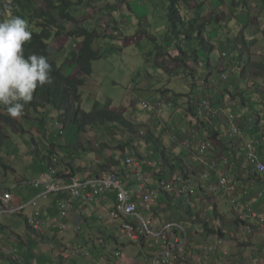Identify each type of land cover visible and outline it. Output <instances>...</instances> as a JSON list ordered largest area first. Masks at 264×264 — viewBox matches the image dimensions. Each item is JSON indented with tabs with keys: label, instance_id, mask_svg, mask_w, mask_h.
Instances as JSON below:
<instances>
[{
	"label": "crops",
	"instance_id": "0c3cea01",
	"mask_svg": "<svg viewBox=\"0 0 264 264\" xmlns=\"http://www.w3.org/2000/svg\"><path fill=\"white\" fill-rule=\"evenodd\" d=\"M136 1L139 5H135L134 1L132 3L127 1L128 4H130V6L128 5L129 11L125 12L127 15L124 13L117 16V25L123 26L128 15L136 17V15H138V8L147 6L145 1H150L149 3L152 6H150V8H152V10L149 11V16L150 19H154L157 14L155 12L157 11L155 7H158V2L161 1L164 3L163 0ZM229 1L230 0L226 1V3L228 4ZM210 4L214 5L212 8L213 10H215V6L222 5L216 4V0L211 1ZM192 6H195V3H192ZM204 9L205 8H203V10ZM242 17H246V27L249 23L252 24V26L250 25L247 29L238 31L235 29L233 31L235 35L240 33L241 38L239 43L237 45L235 44L237 49L234 48L229 57L227 56V58L224 59L223 54L229 50L232 51L233 48L230 46L233 44V41H227V39L222 36L223 33L220 31L221 29H217V25L213 22L210 27L211 41H209L214 45L215 51L211 54L213 60L211 61V65L208 64L209 57L205 55L201 49L198 51V56L199 59L204 61V63L200 60L198 65H195L190 62L191 60L187 61L189 64L187 65L188 67L184 66L186 75L185 80L191 78L194 81L196 88L181 82L178 76L174 75L173 72L171 75L168 73L169 80L184 87V91L174 90V83L169 82L168 84H164L158 81L156 79L157 74H162L165 69L158 65L156 61H153L156 59V57L154 58L153 56V54L156 55L155 50V52L150 55L153 59H149V69H146L147 71L144 73V85H147L146 88L145 86L144 88H141L142 84L139 81H133L135 84H132L135 86L138 85L137 87L139 90L145 92L148 97H143L142 100L137 101L134 96L129 102L124 103L126 105L125 107L120 109L122 105L121 107H116L109 97H104L102 99L100 94L87 97L85 94H82V107L84 109L92 110L98 105L109 106L113 110L120 111L130 122H132V124L136 123V125L144 126L147 132H157L155 136L152 134L147 136L149 140H134L133 144L127 146L125 152L122 147L119 150V146L112 145L109 147L108 149L117 148L118 152L115 153H118L117 157H119L120 162L114 163L112 158L107 156V154L95 157L90 151H84L83 149L73 147V140L76 139L74 136L69 137L67 141V149H60L58 145L60 144L59 139L55 140L54 135L48 134L47 132L49 131L47 130L42 131L44 127L41 123L36 121L37 119H41L40 117L42 114H40V116L31 115V120L28 121L27 124H24L26 127L29 126L33 130H28L29 132H33L35 135L37 134L35 132H38V135L31 137L32 142L29 140L30 137L23 136L22 144L21 141H18L21 144L19 149H16L11 144L9 145V142L11 140V134L15 135L20 133L12 132L8 127L4 128L2 133H6V138L3 137L0 139V190L5 189L13 193V199L8 206L9 208L13 209L22 207V210L15 213L10 212L9 210L11 209L0 210V264H152V253L157 251L159 247H156L150 242L130 244L129 240L127 241V238H123V235L120 233V222L125 219L120 218L119 220H111L109 218V213L112 211L116 203L115 190H108L103 194L95 195L88 203H84L77 199H69L68 194L64 191L45 195L43 192L45 191L44 187L46 185L42 184L39 187H35L33 182L40 178L44 180L49 179V171L53 168L52 160L49 159L50 161L43 162V157L54 150L53 156H56V152L60 153L62 171L66 169L65 171H70L79 177H84L90 173L104 172L103 175H108L114 172L125 181L127 189L132 187L137 188L139 182L135 176V168L134 166L125 164V160L128 157H138L136 156L137 151L143 156V158L140 157L142 158L140 159V169L144 173L149 174L150 188L157 189L161 176H168L166 172H169L170 175H172L169 167H167V169L161 174V170L164 167L158 154H155L157 151H154L157 148V146H155L156 141H161L168 146V148H166L167 154L170 153L176 155L171 157V163L175 165V167L180 166V168H174L176 169V172L174 173L175 175L180 173L182 168L187 165H193L198 169L196 174H191L187 178L192 188V194L198 196V194L195 193L199 192L200 189L205 190L204 182L201 181V178L206 171V167L202 166L198 159L200 144L201 142L208 140V137L212 136V132H219L223 137L226 136L229 125L219 119H214L211 125L207 124L206 118H211V116L206 112H200L195 107L193 108L190 106L192 112L188 113L185 111L186 100L184 101L183 99L185 98H182L181 95L186 96L189 92H196V95L199 96L209 94L210 97L214 98L213 105H215L216 109H220L230 114L233 113L240 117L253 115L260 120H263L264 118V0H250V12L244 14ZM104 20L106 19L104 18ZM126 22V24L132 23L127 20ZM140 22L142 21H139L138 24H140ZM138 24L136 23L137 30L136 28L133 30V36L138 37L139 34H146V37L150 36L147 31L142 30L139 32ZM140 25L145 26L144 22ZM108 26L110 25L107 23V25H104V28H107ZM126 26L130 29L129 25ZM154 27L161 34V37L156 40L162 44V41L165 40L164 38L166 37L165 31L167 26L157 27L154 25ZM213 29L217 31L214 34H212ZM104 32H106L105 29ZM101 35L104 36V38H102V42L104 43L105 37L110 36L111 33L106 32L103 34L101 33ZM232 37H234V35ZM138 41H140V38ZM133 42L135 41H132L131 39L127 41L128 45H131ZM67 44L69 45V43ZM54 46V50L57 53L53 55L54 58H50V60L54 62H56L55 60L60 61L61 64L58 65L59 67H62L64 74L72 76L78 75V70L74 65L75 61L70 60V65L66 63V60H63L66 56L63 55L61 57L60 53H58L56 43ZM165 52L168 53L167 51ZM170 54H172V57L179 55L177 51H170ZM231 61L233 65L229 66ZM238 61L241 62L240 65H238ZM195 66L200 76V80L196 82V78L189 77L188 73H186L187 68H193ZM202 67L206 69H200ZM228 69L231 70L232 76L229 84L223 85L220 81L219 75ZM95 70L96 63L93 64V73L88 77L87 83L81 90V93L89 85V80L95 76ZM175 77H177V80ZM138 78L140 77L138 76ZM164 85L165 87L161 88ZM234 88L239 89V95L232 96L230 94V92L234 94ZM104 100H106V102ZM169 102H172L173 105L168 106L167 103ZM144 103L150 104V107L145 108ZM158 104H160L159 107ZM177 107H179V109ZM158 108H161L160 112H158ZM199 119L202 121V124H199ZM190 126L191 128L197 129L196 138L193 139V156H190V152L182 149L180 145V138L182 139L185 136L190 129H188ZM111 132H117V130ZM258 132L259 130L251 132L250 134L249 130L246 133L245 141L250 142L255 139ZM30 135L31 134H29V136ZM137 136L138 135H136V137ZM209 140L216 144L215 139L211 138ZM5 142L11 148H9ZM225 142L227 147L225 156L235 158L237 166L232 172L228 170L224 163H219L217 173L211 175L212 178L208 181V184L215 185L220 176L229 174L232 179H235L236 182L238 181L237 195L235 197L236 202L232 203L231 200L226 198V194L221 191L217 194V198L213 203L212 208L214 210H212L213 213H211V215H222V217H225L226 220L230 221L229 225L231 226L232 231H238L242 227L238 233V237L243 238L248 235L250 236V234L245 231L246 227L255 225L254 222H250V206L254 204V201L250 199V191H247L246 193L245 189V184L250 182V174L247 171H240L241 164L244 162L245 158L243 141H233L229 139ZM36 143L39 144L40 147L37 148L35 146ZM37 149L38 151L41 149L39 154L35 153V150ZM177 150L178 153H176ZM80 151L84 152L83 154L86 158H83L79 154ZM122 154L124 155L122 156ZM179 154H182L181 157L183 159V162H180V165L174 160L178 159L177 155ZM208 154H210V157L208 156L209 158L214 155L212 153V147ZM22 155L25 156V158L28 156L31 157V163L29 161L26 162V165H29V168H31L27 173L13 170L11 168V163L5 160V157L7 156L6 159H11V161L16 163ZM87 158H90V162L87 161ZM96 159L99 161H96ZM146 160L158 161L161 166L158 168H150L147 166ZM87 164H91L90 167L94 168L92 172L77 170L87 168ZM10 170H12L13 173ZM199 175L201 178L195 180ZM261 187H264V182L261 184ZM169 196L172 198L170 202L166 199L165 195L160 194V200L153 206L155 219L156 215L164 217L167 207L172 209L177 203L185 202V200H182V202L179 201L181 200L179 198H184L185 196ZM135 201L139 202L140 199L136 198ZM64 203H70L73 207L63 216L59 209V204ZM141 204L142 201H140V205ZM257 209H259V206ZM36 211L40 213L39 219L45 222V225L39 230H35L29 225V219ZM173 212L174 213L172 214L180 219L181 216H179L175 210H173ZM241 216H245L246 220H242ZM222 217H220L221 220H223ZM210 221L211 223L213 222V220ZM243 239L242 243L248 241L245 240L246 238ZM109 242H112L113 244L115 243L113 255L107 254L106 247ZM218 245H220L219 241ZM133 246L138 247L136 253L134 255H126L125 252L128 251L130 247L134 248ZM255 249L256 252H253L252 257L250 258V243L246 245L240 244L236 249L231 250L232 253H236L237 256H234L229 260L224 257L225 254H221L219 250H217L211 255L208 264H251L253 262L257 263L259 260L264 262V259H260L259 253L257 252L261 249ZM240 251L243 253V256L239 255ZM117 253H120V255H117Z\"/></svg>",
	"mask_w": 264,
	"mask_h": 264
},
{
	"label": "rangeland",
	"instance_id": "374dc122",
	"mask_svg": "<svg viewBox=\"0 0 264 264\" xmlns=\"http://www.w3.org/2000/svg\"><path fill=\"white\" fill-rule=\"evenodd\" d=\"M127 1L129 3H132L134 1L135 5H139L136 0H122L121 2L118 3V6L116 9H114V8L103 9L101 11H98L97 13H95L92 9H90L88 7H84V6H80V5L76 6L75 10L73 11V14L77 17V20H79L78 25H74V24L68 25L66 32L67 33L72 32L73 30L76 29L77 26H81L84 28H88L90 26H95V29H97L102 34L106 33V32L110 33V30L116 28V25L114 23L117 20V16L124 14L125 12L129 11L128 8L126 7V5L124 4V3H127ZM193 1H195V0H189V3H192ZM40 2H42V0ZM145 2H146L147 6H144L143 8H138V15H136V17H131L130 15H128L126 17V20L128 22H132V23L126 24L127 23L126 20L123 19V20H125L123 26L118 25V27H119L118 33L119 34H116L115 38L119 39V40L110 39L109 43H102L101 41L103 39H100L98 41L97 47H98L99 51L101 52V54L103 55V58L99 61L94 62V63H96L95 76L91 80H89V85L82 92V94H85L86 97L90 96V95L96 96L99 94H100V97L102 99L104 97H109L112 100V103L116 107H121V105H122V107L120 109L125 107L126 105L124 103L129 102L132 97L134 98V96L136 97L135 100H137V101L142 100L143 97L144 98L148 97V95L145 92L139 90V88L137 87L138 85L135 86L132 84L133 83L135 84V82L139 81L142 84L141 88H144V86L146 88L147 85H144V82H145L144 73H145V71H147L149 69V67H148L149 59H151L150 54L155 52V46L151 42L150 38L146 37V34H139L138 37H136V36L134 37L133 36L134 35L133 30L136 28V23L138 24L139 21H142V22H140V24H143V22H144L145 26H143V25L141 26L140 24H138L139 25V29H138L139 32H141L142 30L147 31L150 34V37H151V35H153L154 37L159 38V37H161V34L154 27V25H156L157 27H165L167 24V18H166V15L164 16V14H161L160 16H156L154 19H150L149 11L152 10V8H150L151 4L149 3L150 1L149 2L145 1ZM128 5H130V4H128ZM213 6L214 5H211L210 1H209L207 3L206 9H205L206 13H204V15L205 16H211L214 18V21H213L214 24L217 25V29H219V30L221 29L220 31L223 33L222 36H224L227 39V41H231L230 39L228 40V38H231L234 35L233 31L235 29L238 31L241 29H247L248 27H250V25L252 26V24H250V23L247 25V27L245 26V24H246L245 18L246 17H242L243 16L242 12H237V17L234 18V19L239 21L240 25L233 26L229 23V25H230L229 27H226L225 25L221 26L220 24H223L224 22L229 21V13H230L229 5L224 1L221 6H215V10L212 9ZM155 9L157 10V13L161 12V11H162V13H164L166 10L168 12V6L165 3H162L161 1L158 2V7L157 8L155 7ZM187 10H188L187 20H193L195 17V15H194L195 9L191 5H188ZM125 15H127V13H125ZM101 16H103V17H101ZM104 18L106 20H104ZM146 19H149V21L146 22L145 21ZM120 21H122V20H120ZM91 23H94V24H91ZM107 23L110 26H108L107 28H104V25H107ZM117 24H118V22H117ZM126 25H129L131 30L129 28H127ZM104 29L106 32H104ZM92 30H94V29H92ZM136 30H137V28H136ZM58 32H59V30H55L54 31V35H55L54 37L55 38H53L52 40L49 41V44L51 45L50 46L51 51H52L51 59H53L54 58L53 55H55L57 53L52 48L56 43V47L59 48L58 53H60L61 57L63 55L66 56L63 60L64 61L66 60L65 62L70 65V60H74V58L76 57V52H78V48H79L78 45H79L80 41L75 39V38H73L74 40H72L71 37L67 36L65 33L63 34L62 37H58V36H56V34ZM216 32L217 31L215 29H213L212 34H214ZM139 38H140V41H138ZM130 39L132 41H135V42H133L131 45H128L127 41H129ZM208 40H210V39H208ZM52 41H56V42L54 44H52ZM67 43H69V45ZM164 48H165V46H164ZM167 48H165V51L167 50ZM232 48H233L232 51L229 50V51L225 52V54L228 57L231 55V53L234 50L233 44H232ZM173 49H175V48H173ZM165 51L162 50V53L156 62L158 65L162 66V68H164L165 71L162 74H160V73L157 74L156 79L158 81H160L161 83H164V84H168L169 82L174 83V81L169 80V77H168V73L171 75L173 72L174 75L178 76V78L181 82H184V84H188V85L192 86L193 88H195L194 81L191 78H189L188 80H185L186 75H185L184 65L182 63L176 61V58L179 55H176V57H170L172 54L166 55ZM66 58H68V59H66ZM232 61L229 64V66L233 65ZM57 64H61V62L59 61ZM194 69H196V68L194 67ZM186 70H187V73L189 75L190 73L188 71V68ZM138 76L140 78H138ZM189 77H192V76L189 75ZM203 77H202V79H203ZM175 79L177 80V77H175ZM133 81H135V82H133ZM163 87H165V85L162 86L161 88H163ZM219 88H221V87H219ZM219 88H218V90H219ZM173 89L176 91H178V90L184 91L185 88L174 83ZM234 91H235L234 94H236V95L240 94L238 88H234ZM207 96L210 97L209 94ZM186 97L187 96L182 95V98H185L183 100L184 101L186 100L185 111H187L189 113V112H192V110L187 106L188 101H187ZM199 100L202 101L203 98L201 97V98H199ZM213 100H214L213 97L209 98V101L212 103H213ZM104 101L106 102V100H104ZM178 106H180V105H178ZM177 108L179 109V107H177ZM40 114H42V116L40 118L46 117V119H48V120H50L52 118H58V116H59V113L57 111H54L51 107L46 108V109H42L38 114H35L32 116H40ZM234 115H236V114H234ZM250 116H253V115H249L246 117L242 116V117L246 119ZM39 120H41V119H39ZM253 121H254V125L256 124V126H257L256 127L257 129H255V130L258 131V130L264 128L263 122L258 117H254ZM198 122H199V124H202L201 123L202 121L200 119ZM134 124L136 125V123H134ZM191 126H193V125H191ZM191 126L188 127V129L191 128ZM0 128L3 132L5 127L3 124H0ZM25 128H26L27 132H23L21 134H15V135L11 134V136H10L11 140L9 142V145L11 144L16 149H19L20 145L23 142L22 141L23 136L30 137L29 140H30V142H32L31 137L32 136L35 137L38 135V132H35V133H37L36 135L33 132H29V131H33L29 126H27V127L25 126ZM188 129H186V130H188ZM115 130H117V129H115ZM112 131H114V130H112ZM119 131L120 130L118 129L117 132H119ZM2 132H0V139L5 137V134H6V133H2ZM66 132H67V137L59 139V141H60V144H58L59 148H65L68 146L67 141H68V138L72 135V132H70L68 128L66 129ZM136 132H138V136L136 138L137 140L138 139H144L145 140V139H147V136H150L151 134L155 136L157 134V132H155V133L154 132H147V130L144 128V126H140L138 124L136 125ZM47 133L51 134V132H47ZM29 134H31V135L29 136ZM104 134H105V132H104ZM211 134H212V136L208 137V138H210V139L212 138V139L216 140V144L211 140L209 142L210 145L212 146V153L214 154L213 156H211V158H215V160H222V158L225 157V152L227 150L225 141L229 140V138L227 136L223 137V135L220 134L219 132H212ZM51 135H53V134H51ZM107 138H108V136L100 140L98 132H87L85 134H82L79 137V139L82 143H85L86 146L89 145V148H90L89 151L95 157L102 156L103 154H107V156H110L112 158V161L114 163L120 162L119 157H117L118 153L117 154L115 153V152H118L117 148H111V149H105V150L102 149L101 150L100 144L101 143L104 144V142L107 141ZM54 139H55V137H54ZM18 141H21V144ZM6 145H7V143H6ZM35 146L37 148L40 147L39 144H37V143ZM114 146H119V145L114 144ZM8 147L11 148L10 146H8ZM25 149H26V147H25ZM120 149H121V147L119 146V150ZM27 153H28V150H27ZM83 153L84 152L80 151L79 154L83 158H86ZM176 153H178V150L176 151ZM123 155L124 154H122V156ZM189 155L193 156V153L190 152ZM114 156H115V158H114ZM173 156H176V155L173 154L172 157ZM207 156L210 157V154L207 153ZM6 157H5V160L8 161L9 163H11V165H12L11 168L13 170L19 171L21 173H27L31 169V168H29V165H26L27 161H29L31 163V157L30 156L25 158V156L22 155L16 163H14V161H11V159H6ZM87 161L90 162V158H87ZM96 161H99V160L96 159ZM90 166H91V164H87V168L77 169V170H80V171L82 170L85 172H92L94 170V168H91ZM10 171L12 172V170H10ZM105 171H108V170H105ZM197 171H198V169H196L193 165H187V166H184L182 168V171H180V172L183 173V175L186 179L185 181H186V185H187V192H186V195L184 198H179V199H181L179 201L182 202V200H185V202L179 203V204L177 203V205H174L172 209H169V207H167L164 217L156 215V219H155L156 224L155 225L161 224L163 222H178V223L185 226V230L189 235V241H188L186 248L185 247L182 248L184 251L183 254L187 253L188 250H190V248L188 247L189 244L191 246H193L194 249H198V250H200L205 245H212V246H219V249H218L219 252L221 254H225L224 257L229 260V259H232L234 256H237L236 253H232V251H231L232 249H236L237 246L240 244L246 245V244L250 243V258L252 257L253 252H256L255 248H259L261 250L257 251V252L259 253L260 259H264V255H263V251H264V229H262L260 226L254 227V229H255L254 233L250 236L248 235L246 237H243V238H246L245 240H248V241H244L242 243V241L244 239L238 237V233L242 229V227L238 231H236V230L232 231V228L229 225L230 221L226 220L225 217H222V215H218V216L211 215V213H213L212 210H214L212 208V206H213V203L215 202V200L217 198V194L216 195H209L203 189H200L199 192L195 193V194H198V196H195L194 194H192V188H191V185L189 184L187 178L191 174H196ZM103 173L104 172H100V173H96V174H103ZM174 173H175V171L172 172V175H175ZM59 175H60V177H62L64 179H68V180L71 178V176L68 174L61 175V173L59 172ZM199 178H201L200 175L198 177H196L195 180H198ZM163 195L166 196V199L169 202L171 201L172 198H171V196H169V194L167 195L165 193ZM186 204H188V205H186ZM0 206H3L1 201H0ZM258 206H259V209H258L259 212L264 213V203H261ZM189 208H191L190 213H189ZM173 210H175L177 212V214H179V216H181L180 219L176 218V215L172 214V213H174ZM185 212L188 215V217H187L188 219H185L184 217H182V216H184ZM255 213L258 214L257 212H255ZM192 214H195L196 216H194ZM197 215L202 219L207 218V219L213 220L212 223L210 221L211 226H213L214 228H220L222 230V232H224V233L223 234L222 233L221 234L211 233V234L207 235L204 226H201L200 224H198V223L196 224V223L191 222L189 220V218L191 220L196 219ZM153 216L155 217V214ZM220 217H222L223 220H221ZM124 221L125 220L121 221L120 225H122L124 223ZM210 232H212V231H210ZM120 233L123 235V238L124 237L127 238L126 234H124L122 232L121 227H120ZM128 240L129 239L127 238V241ZM218 241H220V245H218ZM145 242L151 243L152 241L146 240V241H143L142 243H145ZM129 243L132 244V242L130 240H129ZM114 244L112 242H109L107 244L106 250H107L108 255L114 254V249H115ZM133 247L134 248L130 247V249L125 252L126 255H134L136 253V251L138 250V247L137 246H133ZM225 252H228V253H225ZM152 254H154V252ZM239 255L243 256V253H241V251H240ZM78 257H80V256H78ZM78 257H74V258H78ZM195 257H197V256H195ZM182 263L183 262L181 260H176L174 262V264H182ZM202 264H207V262L203 261ZM251 264H264V262L259 260V261H257V263L253 262Z\"/></svg>",
	"mask_w": 264,
	"mask_h": 264
},
{
	"label": "trees",
	"instance_id": "16d2710c",
	"mask_svg": "<svg viewBox=\"0 0 264 264\" xmlns=\"http://www.w3.org/2000/svg\"><path fill=\"white\" fill-rule=\"evenodd\" d=\"M40 1L41 0H0V20H6L10 15H19L28 22L29 30L32 32V39L29 42H26L24 46L25 55L27 56L30 53L45 55L52 67V83L45 84L43 87H38L36 89L34 98L32 102L25 106V114L22 117L15 119L11 118L7 114L5 107L0 105V124H3L5 128L8 127L12 130V132H18L21 134L23 132H27L24 124H27V122L31 120V115L38 114L42 109L51 107L54 111L59 113L58 120L62 121L63 124L67 126L69 131L74 134L76 139L73 140V147L77 149L83 148L85 151H89V145L86 146L85 143H82L79 137L87 132H98L100 140L108 136L107 141L104 142V144H100L101 150L108 149L112 145L117 144L122 147L125 152L127 146H130L133 144L134 140H137L136 135H138V132H136V125L132 124V122H130L120 111L113 110L109 106L98 105L92 110H87L82 107L81 90L85 87L88 77H90L93 73L94 62L103 58V55L99 51L97 45L98 41L104 38V36H102L101 32H99L97 29L91 30L81 26H77L72 32H66L68 25H78L77 17L73 14L76 6L80 5L88 7L97 13L103 9H116L118 3L122 0ZM209 1L214 0L193 1L192 3H195V6L193 7L195 9V17L193 20H187V6H192V3H189V0H163V2L168 6V12L167 10L166 12L163 11L164 13H162V11L158 13L155 11L157 13L155 16L164 14V16L166 15L167 18V27L165 31L166 37L164 36L165 40L162 41L163 45L157 42L156 37L151 36V38L150 36H147L150 38L156 48V55L153 54L154 58L156 57V59H158L162 53V50L165 51V48L168 47L166 50L168 53H166V55H171L170 51H177L179 56L176 58V61L182 63L185 67H188V60H191L190 62L195 65H198L200 60L204 63V61L199 59L198 56V51L201 49L205 55L209 57L208 64L211 65V61H213L211 54L213 51H215V47L210 42L211 40L209 41L207 39L210 38L211 31L209 32V27H211L213 24L214 18L204 15V13H206L205 9ZM217 1L218 4H222L225 0ZM124 4L127 8L130 6H128L126 3ZM247 5L248 0H231L229 2V21L220 25H225L226 27L230 26L229 23L233 26L239 25V21L234 18L237 17V12L247 11ZM203 8L205 9L203 10ZM145 21L147 22L149 19H146ZM114 24L116 25V28L110 30L111 35L105 37L104 43H109L110 39L119 40L115 38L116 34H119L118 25L116 22ZM55 30H59V32L56 34L58 37H62L65 33L67 36L76 38L80 41L78 45V52H76V57L74 58L78 75H66L64 74L62 67H59L56 62L50 61L49 58L51 55V45L49 44V41L55 38ZM239 34L240 33L237 35L234 34V37L228 38V40L233 39L234 43L237 45L240 40ZM55 42L56 41H52V44ZM236 47L235 49H237ZM151 59H153V57ZM156 59L153 61L157 62ZM200 69L204 70L206 68L202 67ZM188 71L190 76L196 78L195 82L200 80L197 68H188ZM230 94L232 96H237L236 94H232V92H230ZM186 96L188 101L187 106L190 109H192L191 107L194 108V106L191 104V100L198 95H196V92H189L186 94ZM54 119L55 118L48 120L46 117H44L41 118V120H35L42 124L44 127L42 131H44L49 129ZM206 119L207 124L210 125L213 123L212 121H214L213 118ZM115 129H120L121 132H110ZM0 132H2L1 128ZM252 132L255 131L252 130ZM147 139L149 140L148 137ZM206 141L210 142V140ZM155 146H157L156 150H154L157 151L155 154H158L164 167L161 170V174L163 171H165V169H167V167L170 168L171 174L174 171L176 172V169L174 168H180V166L175 167V165L171 163V157L173 154H167L166 148H168V146L161 141H156ZM67 148L68 146L65 147V149ZM53 151L54 150L43 157V162H47L49 159L51 160V157L54 154ZM35 153L39 154L38 149L35 150ZM136 156H138L137 158L139 159L143 158V156L137 151ZM181 156L182 154L177 155L179 160L174 159L177 161L178 165H180V162H183ZM55 157L59 158L61 163L62 160L60 158L59 152H56ZM65 170L66 169H64V171ZM166 173L168 176H172L169 172ZM190 209L191 208H189V213ZM186 212L183 217L188 219V212ZM192 215L196 216L195 214ZM189 220L204 226L207 235L211 233H224L220 228H214L211 226L210 220L207 218L202 219L197 215L196 219L191 220L189 218ZM192 248L193 246H190L188 253L185 255L181 254V257L184 256L185 258L189 259L193 254L197 255L200 253L199 250H193Z\"/></svg>",
	"mask_w": 264,
	"mask_h": 264
},
{
	"label": "built area",
	"instance_id": "2783aa9c",
	"mask_svg": "<svg viewBox=\"0 0 264 264\" xmlns=\"http://www.w3.org/2000/svg\"><path fill=\"white\" fill-rule=\"evenodd\" d=\"M226 56V54H223L224 59L227 58ZM231 76L230 69L221 73V83L224 85L229 84ZM201 97L203 98L202 101L199 100ZM209 98L207 95H198L191 100V104L200 112L209 113L213 119L226 122L229 125L226 136L230 140H240L244 143L245 158L241 164L240 171H247L250 174V182L245 184V189L246 193L250 191V199L254 201V204L250 206V222L255 223L254 226L250 225V227H246L245 231L252 235L255 231L254 227L260 226L264 229V213L259 212L257 209V205L264 203V187H261V184L264 182V128L259 130L255 139L250 142L245 141L246 133L249 130L250 132L252 130L257 131L255 130L257 126L256 124L254 125L253 121L256 116H250L245 119L234 114L226 113L220 109H216L215 105L209 101ZM167 104L168 106L173 105L172 102ZM159 106L160 104H158ZM144 107L148 108L150 104L144 103ZM157 110L160 112L161 108ZM263 120L261 121L263 122ZM196 132V128H190L185 136L182 139L180 138L182 149L187 152L193 151V139L196 138ZM211 147L207 141L201 142L199 147V162L202 166L206 167V171L201 178V181L204 182V189L209 195H216L223 191L226 194V198L231 200L232 203H235L238 181L236 182L235 179H232L229 174L220 176L215 185H209L208 181L212 178V174L217 173L219 163H224L228 170L233 172L237 166V162L231 156H225L222 160L209 158L207 153ZM125 164L134 166L135 176L139 182L137 188L132 187L127 189L125 181L114 172L108 175L90 173L84 177L76 176L70 171L64 172L61 169V163L57 157L52 158L53 168L49 171V179L44 180L40 178L34 181L33 185L39 187L45 184V191L43 192L45 195L64 191L68 194L69 199H77L84 203H88L95 195L103 194L108 190H115L116 203L109 213V218L111 220L125 219L120 227L132 243L141 244L143 241L151 240L152 244L159 247L152 255V264H174L176 260H181L183 262L182 264H202L203 261H206L208 264L211 255L218 250V246L205 245L199 250V254H193L189 259L184 256L181 257V254L185 255L188 253L183 254L184 251L182 249L183 247L186 248L189 241V235L185 230V226L178 222H163L155 225L153 206L160 200V194L166 193L177 197L186 195L187 185L183 173L180 172L173 176H161L158 188L151 189L150 176L140 169L141 162L139 158H135L134 156L128 157L125 160ZM146 164L150 168H158L161 166L155 160H148ZM59 172H63L61 175L68 174L71 178L69 180L64 179L60 177ZM136 198L142 201L141 205L140 201H135ZM12 199V192L7 190L0 192V201L3 205L0 206V210L11 209L8 206L12 202ZM72 207L73 205L70 203L59 204V209L63 216ZM21 210L22 207H18L9 211L15 213ZM39 216L40 213L36 211L29 219V225L35 230H39L45 225V222L39 219ZM241 219L246 220V217L241 216ZM188 247L190 248V244ZM192 249L196 250L194 248ZM117 255H120V253H117Z\"/></svg>",
	"mask_w": 264,
	"mask_h": 264
},
{
	"label": "clouds",
	"instance_id": "9594fccd",
	"mask_svg": "<svg viewBox=\"0 0 264 264\" xmlns=\"http://www.w3.org/2000/svg\"><path fill=\"white\" fill-rule=\"evenodd\" d=\"M216 4H218L217 0ZM247 7V11L242 12L243 15L250 12V0H248ZM88 28L92 30L95 29V26ZM31 39L32 32L29 30L28 22L23 17L10 15L8 19L0 20V105L5 107L7 114L13 119L22 117L25 114V106L32 102L38 87L52 83V67L47 57L37 53L25 55L24 46ZM71 39L74 40L72 37ZM231 41H233L235 48L234 40L231 39ZM54 47L52 48L54 49ZM230 47H232V44ZM50 53L51 58V47ZM55 61L56 63L59 62ZM240 63L238 61V65ZM66 129L67 126L58 118H55L47 131L51 132L57 140L67 137ZM71 136H74V134L72 133ZM2 191H5V189L0 190V192Z\"/></svg>",
	"mask_w": 264,
	"mask_h": 264
}]
</instances>
